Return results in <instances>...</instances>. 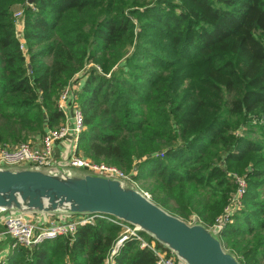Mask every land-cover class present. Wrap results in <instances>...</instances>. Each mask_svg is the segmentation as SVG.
<instances>
[{"label":"trees","instance_id":"1","mask_svg":"<svg viewBox=\"0 0 264 264\" xmlns=\"http://www.w3.org/2000/svg\"><path fill=\"white\" fill-rule=\"evenodd\" d=\"M78 75V147L127 172L138 162L133 179L153 177L144 190L167 211L212 226L235 190L228 172H247L220 238L264 264V0H0V146L63 121L57 100ZM120 230L99 218L15 246L7 264H106ZM112 264L155 255L132 237Z\"/></svg>","mask_w":264,"mask_h":264},{"label":"water","instance_id":"2","mask_svg":"<svg viewBox=\"0 0 264 264\" xmlns=\"http://www.w3.org/2000/svg\"><path fill=\"white\" fill-rule=\"evenodd\" d=\"M73 94L66 107L70 131L58 158H53L50 165L0 166V233L5 230L4 218L10 214L39 215L38 225L45 224L49 217L63 221L75 215L109 216L154 240L180 264H242L222 245V219L215 227L201 221L187 222L128 179L67 163L78 139L73 130Z\"/></svg>","mask_w":264,"mask_h":264},{"label":"built area","instance_id":"3","mask_svg":"<svg viewBox=\"0 0 264 264\" xmlns=\"http://www.w3.org/2000/svg\"><path fill=\"white\" fill-rule=\"evenodd\" d=\"M22 12L15 13V17L21 16ZM18 17V16H17ZM24 47V45H22ZM77 80H73L60 94L57 107L64 113V121L59 127L54 129H48L40 139L39 145H35L31 141L20 142L16 145H4L0 146V166L1 165H50L53 161V147L58 141L66 139L70 128L68 126L66 117V107L69 104L72 91L74 92V102L72 105V117L74 120V133L78 138L81 132L82 115L79 106L76 102V90L78 87ZM77 141V140H76ZM75 148V146H74ZM69 165L74 167H81L89 171L100 172L107 175H114L119 178L128 179L132 182L131 177L124 175L116 166L105 163L94 162L91 159L77 155L73 152L69 157ZM234 183L236 190L231 195L230 203L225 207L224 213L220 215L215 224L211 227H215L217 222L222 219L220 225L221 230L225 224L231 220V216L241 206V198L245 193L247 182L242 177H238ZM94 218H103L108 221L119 225L124 228V235L122 234L116 242L114 248L108 254L106 259L107 263H113V255L117 252L122 242L128 238H135L140 242V246L148 248L155 255V264H180L177 258L168 250L158 245L154 240H149L143 234L138 233L134 227L120 223L119 221L109 216L99 215H75L70 218H64L63 221L51 217L47 219V222L43 225H38L35 219H31L28 215L24 214H10L3 220L5 230L1 234H8L12 237L11 247L23 246L26 248L34 247L44 241L55 239L59 236L72 237L78 226L86 223H91ZM210 227V226H209Z\"/></svg>","mask_w":264,"mask_h":264},{"label":"rangeland","instance_id":"4","mask_svg":"<svg viewBox=\"0 0 264 264\" xmlns=\"http://www.w3.org/2000/svg\"><path fill=\"white\" fill-rule=\"evenodd\" d=\"M17 12H22V14H23V9L22 8H16L15 9V13H17ZM21 14V16L19 17V15H17L15 18H16V26H15V30H16V35H17V37L19 38V40H20V42H21V48H22V50L23 51H25V47H23L22 45L24 44V39H23V36H22V32H23V24H22V17H23V15ZM47 62H48V60H46ZM78 78H79V75H78V77H76L75 78V80H78ZM80 86H78V89H80L79 88ZM77 89V90H78ZM58 101V100H57ZM64 121V120H63ZM63 121H60V123H58L57 125H55L54 127H52V128H50V129H54V128H57V127H59L61 124H63ZM244 133V132H243ZM245 134V133H244ZM33 135V134H32ZM254 135V137H258L257 135H259V133H254L253 134ZM34 136H35V134H34ZM33 136H31V137H29L26 141H31V138H32ZM24 142V141H23ZM5 145H7V144H5ZM74 152L75 153H77V155H79V156H83V157H87V158H89V159H91L92 161H94V162H98V163H105V164H108V163H106L104 160H93L92 158H90L89 156H86L87 155V153H86V151L83 149V148H80V147H78V139H77V141H76V143H75V148H74ZM136 163H138V162H136ZM135 163V164H136ZM114 166V165H113ZM117 167V166H116ZM134 167H135V165H134ZM134 167L132 168V169H130L128 172L125 170V168H124V170L122 169V168H120V167H117L124 175H127V176H129V178L131 177V179H132V182L137 186V187H139L143 192H146V194H148V196H150V198H151V195H150V193L148 192V191H145L144 189H146V186H150V187H152V183H153V181H154V179H153V177H151V178H149V179H146V180H144V179H142V180H134L133 179V175H135V172H136V170H134ZM228 174L231 176V180L234 182V179H235V181H236V179L238 178V177H243L245 180H246V176H247V172L245 171L244 173H242V174H239V173H236V172H228ZM247 181V180H246ZM235 184V183H234ZM235 190H236V186H235ZM235 190H233L231 193H234V191ZM262 196H264V189H263V194H262ZM171 213V212H170ZM172 214H174V213H172ZM174 215H176V214H174ZM176 216H178V215H176ZM178 217H180V216H178ZM180 218H182V217H180ZM97 219H99V218H94L93 220H91V224H93V223H95L96 221H97ZM101 219V218H100ZM103 219V218H102ZM183 220H185V221H187V222H195V221H199V219L195 216V215H190L189 217H187V218H182ZM105 220H107V219H105ZM87 224V223H86ZM215 224V223H214ZM213 226V225H212ZM211 227V226H210ZM121 228V230H120V233H119V237L123 234L124 235V228H122V227H120ZM73 237V236H72ZM119 239V238H118ZM118 239L115 241V243H114V245L110 248V250H109V253H110V251L114 248V246H115V244H116V242L118 241ZM226 250H228V249H226ZM105 263L106 264H110V261H109V263H107V261L105 260Z\"/></svg>","mask_w":264,"mask_h":264},{"label":"crops","instance_id":"5","mask_svg":"<svg viewBox=\"0 0 264 264\" xmlns=\"http://www.w3.org/2000/svg\"><path fill=\"white\" fill-rule=\"evenodd\" d=\"M76 86H80V82L76 84ZM42 135H35L31 138V142L35 145H39L40 139ZM65 143V139L62 141H58L54 144L53 147V158H58L60 151L63 149ZM80 155V154H79ZM31 219H35L36 222H39V215H28ZM51 218V217H49ZM3 229L2 220L0 222V231ZM12 240L9 237H6L4 234L0 233V264H7V255L11 251Z\"/></svg>","mask_w":264,"mask_h":264}]
</instances>
